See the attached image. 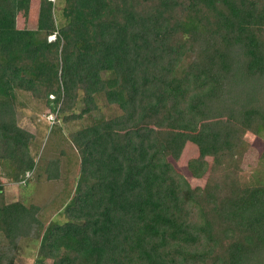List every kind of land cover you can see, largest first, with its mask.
<instances>
[{
  "label": "trees",
  "instance_id": "obj_1",
  "mask_svg": "<svg viewBox=\"0 0 264 264\" xmlns=\"http://www.w3.org/2000/svg\"><path fill=\"white\" fill-rule=\"evenodd\" d=\"M17 5L0 0V176L41 168L64 191L45 223L0 183V264L28 240L38 264H264V149L251 178L241 168L245 135L264 134V0H40L32 29ZM19 96L91 119L50 133L65 179L59 157L38 166ZM100 98L120 113L104 118ZM188 144L203 187L175 166Z\"/></svg>",
  "mask_w": 264,
  "mask_h": 264
},
{
  "label": "rangeland",
  "instance_id": "obj_2",
  "mask_svg": "<svg viewBox=\"0 0 264 264\" xmlns=\"http://www.w3.org/2000/svg\"><path fill=\"white\" fill-rule=\"evenodd\" d=\"M58 6H63L65 0H54ZM40 0H18V20L17 25L19 28L32 29L36 27L37 15L39 10ZM57 23L60 21L61 11H55ZM55 40V36H51L49 41ZM18 101L26 106L18 108V124L32 134L35 135V140L32 145V153L35 157L38 166L41 167L42 161L40 159L45 157L47 159L60 160V171L62 178L65 179L71 169L69 157L61 156V149H68L67 146L61 147L56 142L53 143L50 138V133L56 125L62 128V132L66 135L86 126L90 122L88 116H84L82 120L63 123L57 121V115L45 104L35 101L30 97L19 96ZM100 111L104 118H109L120 113L116 106H107L102 98L99 99ZM81 105L74 110V113H79ZM245 143L248 145L249 150L244 156L242 162L243 175L249 179L256 173L259 158L264 149V134L256 136L247 133L244 137ZM69 152V150H67ZM198 156V149L194 145H187L183 156L180 161L175 162L177 169L184 174L193 187H203L206 183L207 175L201 179H195L188 170L187 162L189 159ZM212 162V159H209ZM31 179L23 185L12 184L9 180L0 176V183L4 186V196L6 203H13L16 201L23 202L26 206H39L43 207L42 218L45 223L52 219L61 217L55 215V206H60L63 203V181H49L46 179V174L40 168L37 169L35 174H27ZM62 219V218H61ZM3 243V242H2ZM21 245V247H20ZM17 252V259L15 264H38V249L39 241L28 240L21 241Z\"/></svg>",
  "mask_w": 264,
  "mask_h": 264
}]
</instances>
